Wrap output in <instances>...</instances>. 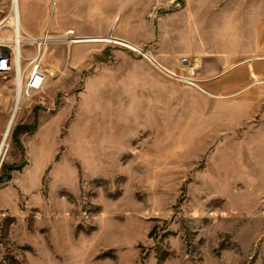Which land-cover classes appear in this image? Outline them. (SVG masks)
<instances>
[{
    "label": "rangeland",
    "instance_id": "1",
    "mask_svg": "<svg viewBox=\"0 0 264 264\" xmlns=\"http://www.w3.org/2000/svg\"><path fill=\"white\" fill-rule=\"evenodd\" d=\"M261 3L23 0L26 34L79 40L47 45L0 156V264H264Z\"/></svg>",
    "mask_w": 264,
    "mask_h": 264
},
{
    "label": "built area",
    "instance_id": "2",
    "mask_svg": "<svg viewBox=\"0 0 264 264\" xmlns=\"http://www.w3.org/2000/svg\"><path fill=\"white\" fill-rule=\"evenodd\" d=\"M12 7L9 13L4 15L0 19V72H8L15 65L17 59V49L15 44L9 40L17 35H20V31L17 29V24L13 20V16L16 15V10ZM58 0H52L54 6H56ZM10 20H12L10 24ZM9 28L12 33V37H6L2 35L4 28ZM27 37H26V36ZM22 47L25 45H32L34 48V57L31 60V66L29 73L25 80V89L23 97H29L34 92L40 91L44 88L47 75L43 69L42 60L44 57V51L47 45L54 41H65L70 45L72 42L79 40V37L75 36L73 31L65 33L63 36H53L50 32L38 37H31L23 32Z\"/></svg>",
    "mask_w": 264,
    "mask_h": 264
},
{
    "label": "bare ground",
    "instance_id": "3",
    "mask_svg": "<svg viewBox=\"0 0 264 264\" xmlns=\"http://www.w3.org/2000/svg\"><path fill=\"white\" fill-rule=\"evenodd\" d=\"M13 7L16 10V15H14L13 20L14 22L17 24V29L18 31H20V35H17L13 38H10L9 40H11L17 49V59L15 60V68H16V72H17V79H16V83H17V95H16V100H15V105L12 111V114L10 115V118L8 120V124L6 125V130L3 134V139L2 142L0 144V156L2 154V152L4 151L6 145H7V139L10 135V132L13 128V126L16 123V119H17V115L18 112L20 110V107L22 108V102H23V94H24V89H25V83H24V68H23V51H22V42H23V38H22V34L27 33V31L25 30V27L22 24L21 21V0H14L13 1ZM12 20H10V24H11ZM25 41V40H24Z\"/></svg>",
    "mask_w": 264,
    "mask_h": 264
},
{
    "label": "crops",
    "instance_id": "4",
    "mask_svg": "<svg viewBox=\"0 0 264 264\" xmlns=\"http://www.w3.org/2000/svg\"><path fill=\"white\" fill-rule=\"evenodd\" d=\"M22 6H23V0H21V21H22L23 26H26L28 21H30L31 18L34 17V15H32V13H34V11H33V9H27L25 7L24 10H23V14H22ZM261 7H262V10L264 11V0H262ZM22 15L24 17L25 23H23ZM24 24H26V25H24ZM253 27H255V28H264V17L262 18V20L258 21L257 24L255 26H253ZM33 28H35L37 30H40L42 28L41 22L38 23L37 25H35Z\"/></svg>",
    "mask_w": 264,
    "mask_h": 264
}]
</instances>
